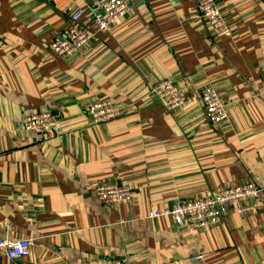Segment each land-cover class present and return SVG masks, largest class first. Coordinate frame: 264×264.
Segmentation results:
<instances>
[{
  "label": "crops",
  "instance_id": "crops-1",
  "mask_svg": "<svg viewBox=\"0 0 264 264\" xmlns=\"http://www.w3.org/2000/svg\"><path fill=\"white\" fill-rule=\"evenodd\" d=\"M92 1L0 0V236L34 241L28 256L0 264H264V0H217L231 28L224 37L211 34L196 0H131L132 12L82 52L50 50L70 12ZM161 77L181 90L180 110L150 96ZM208 83L226 100V123L204 114ZM105 99L124 112L92 122L86 105ZM42 109L60 134L23 128V113ZM246 180L263 188L253 212L230 209L193 232L149 216ZM97 182L128 184L131 200L101 202Z\"/></svg>",
  "mask_w": 264,
  "mask_h": 264
},
{
  "label": "built area",
  "instance_id": "built-area-1",
  "mask_svg": "<svg viewBox=\"0 0 264 264\" xmlns=\"http://www.w3.org/2000/svg\"><path fill=\"white\" fill-rule=\"evenodd\" d=\"M200 16L211 34L224 37L231 34V28L224 18L217 0H196ZM131 0H93L85 8L75 7L69 14V21L62 36L51 40L50 50L62 57H70L87 48L95 31L110 30L118 20L131 13ZM90 27L89 30L87 27ZM150 96L159 101L171 113L180 110L186 103L181 90L171 77L156 78L150 87ZM200 101L206 118L213 123H226L229 120L226 100L212 84H204L200 89ZM124 104L112 100H92L85 111L92 122H103L116 118L124 112ZM25 130L36 132L44 139L60 134L59 122L51 111L42 109L25 111L21 118ZM263 188L252 181L227 184L204 195L176 199L169 207L153 208L150 217L170 215L181 228L193 232L216 225L230 209L239 214L257 209L258 199ZM92 191L96 198L105 204L119 206L131 200L132 189L128 184L117 182H97ZM33 239H9L0 236V256L11 260L24 258L30 254ZM192 259L201 260V254ZM79 264H124L111 256L84 258Z\"/></svg>",
  "mask_w": 264,
  "mask_h": 264
}]
</instances>
